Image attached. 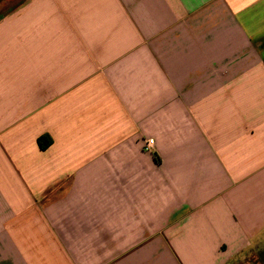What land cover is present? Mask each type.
<instances>
[{"label": "crops", "instance_id": "1", "mask_svg": "<svg viewBox=\"0 0 264 264\" xmlns=\"http://www.w3.org/2000/svg\"><path fill=\"white\" fill-rule=\"evenodd\" d=\"M0 264H264V0H0Z\"/></svg>", "mask_w": 264, "mask_h": 264}, {"label": "trees", "instance_id": "2", "mask_svg": "<svg viewBox=\"0 0 264 264\" xmlns=\"http://www.w3.org/2000/svg\"><path fill=\"white\" fill-rule=\"evenodd\" d=\"M50 143H51V139L50 138H48L47 142H45L44 138H40L39 139V145H40V147L42 149H46L49 146Z\"/></svg>", "mask_w": 264, "mask_h": 264}, {"label": "built area", "instance_id": "3", "mask_svg": "<svg viewBox=\"0 0 264 264\" xmlns=\"http://www.w3.org/2000/svg\"><path fill=\"white\" fill-rule=\"evenodd\" d=\"M153 145H154V140H149L148 142H147V145H146V150H152L153 149Z\"/></svg>", "mask_w": 264, "mask_h": 264}]
</instances>
